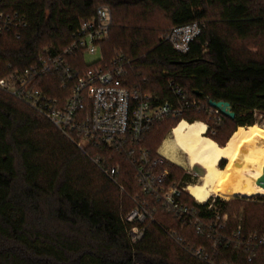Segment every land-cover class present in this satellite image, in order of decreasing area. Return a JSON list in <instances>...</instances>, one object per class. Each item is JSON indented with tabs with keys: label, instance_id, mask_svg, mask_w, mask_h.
I'll use <instances>...</instances> for the list:
<instances>
[{
	"label": "trees",
	"instance_id": "1",
	"mask_svg": "<svg viewBox=\"0 0 264 264\" xmlns=\"http://www.w3.org/2000/svg\"><path fill=\"white\" fill-rule=\"evenodd\" d=\"M100 5L110 7L112 27L98 63L116 57L128 60L125 86L163 101L171 96L172 80L190 97L228 102L235 116L222 115L214 124L217 130L223 129L225 120L232 123L233 133L239 126L256 124L254 115L264 117V52L236 45L264 38V0H0V10H17L27 20L19 38L13 31L0 36V77L10 71L6 64L21 69L45 48L65 47L78 23L92 18ZM136 6L144 12H163L169 28L193 21L204 27L189 51L180 54L158 40L157 29L125 24L132 15L128 10ZM74 65L82 71L92 64L79 57ZM48 85L42 82L43 88ZM50 93L61 94L56 85ZM206 118L196 110L182 117L189 123ZM179 121L166 119L154 125L140 145L155 154L164 134ZM211 128L207 124L206 130ZM85 152L47 119L0 92V264H206L167 236L166 226L179 229V225L160 212L155 213V222L147 224L142 239L132 244L124 216L135 207L132 197L144 196L129 159L101 153L105 159L111 155L108 166L119 164L120 190ZM168 169L170 180L187 179L173 164ZM184 199L194 201L186 193ZM216 202L228 216L229 230L240 223L244 232H264V204L241 203V211L233 217L225 203ZM182 233L196 244L206 243L192 232ZM246 255L243 250L223 249L216 261L264 264L261 252L251 262Z\"/></svg>",
	"mask_w": 264,
	"mask_h": 264
},
{
	"label": "built area",
	"instance_id": "2",
	"mask_svg": "<svg viewBox=\"0 0 264 264\" xmlns=\"http://www.w3.org/2000/svg\"><path fill=\"white\" fill-rule=\"evenodd\" d=\"M26 26L25 16L17 10H0V36L13 31L19 38V31ZM111 27L110 7L98 6L92 18L78 23L65 47L42 50L35 61L21 69H11L6 64L10 71L0 77V92L11 95L47 119L81 151L95 149L93 163L120 189L119 165L108 166L111 155L105 159L101 153L124 154L129 159L134 180L144 196L134 195L135 207L124 216L130 224L127 235L132 244L142 239L147 224L155 222L154 215L160 212L172 216L179 225V229L166 226L167 236L199 262L233 264L216 261L223 249L245 251L247 262L259 252L264 255V232H244L240 223L229 230L228 216L218 209L214 199L203 203L195 199L186 201L184 194L190 196L189 182L170 180L167 163L170 161L158 151L154 154L140 145L150 129L166 119L182 121L185 113L196 110L211 117L214 123H220L223 114L211 107L206 97H190L172 80L168 83L171 96L163 101H157L139 88L125 86L128 60L116 57L109 63H98L101 45ZM203 27L199 21L173 26L163 33L161 40L184 54ZM86 56H97V59L85 70L76 69L74 63ZM45 80L50 86L43 88ZM55 85L61 94L50 93V87ZM182 231L192 232L206 243L196 244Z\"/></svg>",
	"mask_w": 264,
	"mask_h": 264
},
{
	"label": "bare ground",
	"instance_id": "3",
	"mask_svg": "<svg viewBox=\"0 0 264 264\" xmlns=\"http://www.w3.org/2000/svg\"><path fill=\"white\" fill-rule=\"evenodd\" d=\"M158 153L179 167L190 169L199 165L204 169L199 180L187 187L199 203L213 195L226 200L264 195V125L239 126L220 146L206 136L204 123L182 120L171 129ZM222 160L226 163L220 167Z\"/></svg>",
	"mask_w": 264,
	"mask_h": 264
},
{
	"label": "rangeland",
	"instance_id": "4",
	"mask_svg": "<svg viewBox=\"0 0 264 264\" xmlns=\"http://www.w3.org/2000/svg\"><path fill=\"white\" fill-rule=\"evenodd\" d=\"M128 11H130L129 13H132V15L131 14L129 15L128 17L129 19L127 23L125 24H133V25L145 24L149 28H154L155 30L157 29L158 30L157 31L158 40L162 39L163 33L170 27V23H169L167 15L157 9H151L147 12H144L142 7L136 6V7H131ZM239 44L242 46L244 45L246 49L250 50L253 53L255 51H257V53L264 52V38H249L244 41L237 42L236 45H239ZM45 49H48V48H45ZM84 59H85L86 64H90L97 59V56H86ZM254 119L257 122L256 124L264 125V117H262L261 115L259 114L254 115ZM197 121H200V120H197ZM201 122L206 125L208 124L212 127L211 129L206 130V136L210 137L218 144H224L226 140L229 138V135L232 134V130L234 129L232 123L228 120L224 121L223 129H218V130L214 127L215 123L213 119L209 116H207V118ZM170 131H171V128H169L168 131L164 134V136L159 142V146L161 145L163 140L169 135ZM68 140L71 141L70 139ZM85 153L88 155V157H90V160L92 161V157L94 156L95 153L94 152L92 153V151L90 149L88 150V148L86 149ZM180 155L183 158H185L183 154H180ZM167 163L170 164L171 161L170 162L167 161ZM225 163L226 161L222 160L221 163H219V166L223 167ZM171 164H173L175 167H178V170H177L178 173H180L181 175L187 176V179L185 180H187L189 184L196 183L199 180L200 176L204 173V169L200 167L199 165H195L193 168H190V169H187V168L185 169V168L179 167L175 163H171ZM179 180L175 179V181H179ZM259 197L264 198V195L256 194L253 196H234L228 200L223 199L219 196L213 195L208 199V202L212 201L213 199L216 202L219 199V201H222L223 203H225L226 211L228 213H233L234 214L233 217H234L235 214L241 211V208L239 207L241 203L243 205H240V206L252 204L253 202L264 204V200L259 199ZM216 204L219 210L224 211L221 205H218L217 202Z\"/></svg>",
	"mask_w": 264,
	"mask_h": 264
},
{
	"label": "water",
	"instance_id": "5",
	"mask_svg": "<svg viewBox=\"0 0 264 264\" xmlns=\"http://www.w3.org/2000/svg\"><path fill=\"white\" fill-rule=\"evenodd\" d=\"M196 95H200L199 92H194ZM209 105L211 107L219 109V111L226 117H229L230 119L234 118V112L231 110V106L228 102L225 101H214L209 100ZM262 173H264V167H262Z\"/></svg>",
	"mask_w": 264,
	"mask_h": 264
},
{
	"label": "crops",
	"instance_id": "6",
	"mask_svg": "<svg viewBox=\"0 0 264 264\" xmlns=\"http://www.w3.org/2000/svg\"><path fill=\"white\" fill-rule=\"evenodd\" d=\"M157 151H158V149H157ZM172 163V162H171Z\"/></svg>",
	"mask_w": 264,
	"mask_h": 264
}]
</instances>
